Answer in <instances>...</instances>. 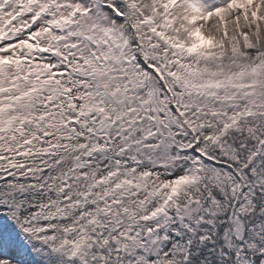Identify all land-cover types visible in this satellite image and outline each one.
<instances>
[{"label": "snow or ice", "instance_id": "1", "mask_svg": "<svg viewBox=\"0 0 264 264\" xmlns=\"http://www.w3.org/2000/svg\"><path fill=\"white\" fill-rule=\"evenodd\" d=\"M0 264H264V0H0Z\"/></svg>", "mask_w": 264, "mask_h": 264}]
</instances>
